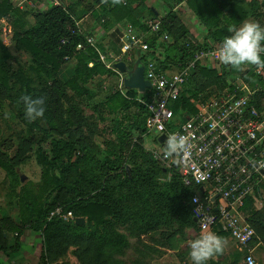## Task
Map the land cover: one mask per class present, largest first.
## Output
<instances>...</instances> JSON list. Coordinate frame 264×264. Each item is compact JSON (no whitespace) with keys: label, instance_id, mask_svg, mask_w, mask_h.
Returning a JSON list of instances; mask_svg holds the SVG:
<instances>
[{"label":"trees","instance_id":"16d2710c","mask_svg":"<svg viewBox=\"0 0 264 264\" xmlns=\"http://www.w3.org/2000/svg\"><path fill=\"white\" fill-rule=\"evenodd\" d=\"M141 1L124 0V3L115 5L113 15L125 19L131 27L149 32L146 24L138 22L139 14L135 8ZM252 2L190 0V7L198 14L202 25L208 28V39L198 43L184 28L173 31L170 24L173 16L168 15L160 20L157 33L144 38L143 42L151 50L147 56H154L158 40L167 35L170 40L163 46L161 57L153 58L161 71L182 67L200 50L216 47L230 36L229 26L237 27L247 17L254 19L256 1ZM84 13L73 3L67 6L53 4L43 12L35 13V22L30 25L26 21L30 11L14 7L10 0H0V20L12 18V24L19 28L12 36L15 48L31 55L32 62L27 71L37 75L41 84L40 88H35L32 77L22 69L9 72L11 53L0 39V95L10 102L16 116L32 134L36 161L41 167L38 191L34 193L23 187L18 197L19 225L6 217L0 220V253L16 252L21 244L20 236L30 230L41 236L39 264H67L63 259L70 248L78 264H117L113 254L122 255L128 246L126 237L117 227H136L143 234H151L175 223L179 227L196 230L190 204L194 190L181 182L174 167L175 161L168 169L154 161L149 153L143 152L141 143L142 137L147 135L145 122L148 112L136 101L140 96L136 90L125 89L123 94L116 87L99 104L112 117L108 132L115 137V142L104 143L98 150L81 133V125L77 121L80 111L70 101L76 98L97 112L98 104L91 103L96 98L91 85L95 80L117 77V73L107 69L87 44L88 35L77 24ZM96 15L95 12L91 16ZM147 56L133 47L120 60L127 62L129 58L127 63L131 65L136 59L144 61ZM68 60L74 61L72 75L62 81L57 74ZM252 69L253 66L248 65L240 70L224 65L220 73L213 64L196 65L178 99L170 104L173 123H183L195 114L192 101L233 89L237 79L250 86V78L256 76ZM256 78L264 87V77ZM257 90L255 97L259 100L264 96V89ZM149 93L147 90L144 96ZM23 95L45 98V113L40 118L44 126L37 120L29 122L25 118L24 104L20 102ZM72 110L73 120L70 118ZM55 112L64 114L67 125L63 132ZM172 127L175 126L172 124ZM133 134H136L137 144L131 143ZM44 144H48L47 151L43 149ZM11 165L10 161L0 158V167L4 170L10 172ZM160 174H167L168 181L159 183L157 177ZM252 206L248 199L243 209L250 223L248 209L251 210ZM57 209L59 214H56ZM62 216L74 220L64 221ZM76 218H83L84 223L76 225ZM251 226L253 228L252 223ZM214 232L223 239L228 237L225 232ZM12 235H15L13 244Z\"/></svg>","mask_w":264,"mask_h":264},{"label":"built area","instance_id":"2783aa9c","mask_svg":"<svg viewBox=\"0 0 264 264\" xmlns=\"http://www.w3.org/2000/svg\"><path fill=\"white\" fill-rule=\"evenodd\" d=\"M25 1V0H24ZM148 30L157 33L158 22L149 23ZM131 29L128 26V31ZM163 40L168 36L163 35ZM87 44L97 53L99 60L107 69L117 73L118 88L124 94L123 76L112 66L116 60L107 59L96 47L91 38ZM222 42L212 48L200 50L192 60L182 67H173L176 72L169 74L161 71L151 52L142 39L130 37L124 41L122 54L138 47L144 59V77L151 84L147 97L140 94L136 101L148 112L145 122L147 135L157 138L164 134L178 132L190 138V154L166 155L164 151L149 150L151 158L165 168H171L175 161V170L185 187L194 190L190 204L196 223V230L201 235L205 231L219 230L243 249V264H256L253 251L249 248L255 239V231L243 212L245 202L255 198L264 181V101L256 99L259 90L250 89L239 83L233 89H226L210 94L203 100L192 101L196 112L183 123L176 124L170 104L176 101L181 89L196 69V65L208 63L218 67L221 64L217 50ZM264 59V54H261ZM127 62L130 59L127 58ZM91 67L92 64L90 63ZM257 77H264V70L257 71ZM173 126L175 127H172ZM158 143L165 146V140ZM59 209L56 214H59ZM64 221L74 220L62 216Z\"/></svg>","mask_w":264,"mask_h":264},{"label":"rangeland","instance_id":"374dc122","mask_svg":"<svg viewBox=\"0 0 264 264\" xmlns=\"http://www.w3.org/2000/svg\"><path fill=\"white\" fill-rule=\"evenodd\" d=\"M10 1L13 3L14 7H17L18 9H21L22 11H30V19L27 21L30 25L34 23V17L31 11L38 12L45 10L47 8V3H50V0H28L33 5V7H30L28 4H24L27 0ZM71 1L80 3V0ZM252 1H256L253 20L258 22L261 27H264V0H247L245 2L250 3ZM52 2H55V0ZM56 2L55 5L67 6V4H69V0H63L64 4L60 3L59 0ZM82 10L87 12L84 9ZM96 13L99 12L97 11ZM97 16L98 15H96V17ZM97 19L99 18L97 17ZM2 20H0V39L5 45H7V48L11 53V59L8 62L9 72L15 73L18 69L28 72L27 67L31 64L32 57L28 52L16 49L14 40L12 39L13 33H16L15 31L19 30V28L12 24V18L8 17ZM98 22L100 24L101 21ZM14 28L16 30H13ZM102 54L107 59L106 55L104 53ZM70 62L71 61L68 60L66 63L67 65L65 64L68 69H70V65H68ZM72 62L74 61L72 60ZM224 65L225 64L221 62L218 67L214 66V68L221 73L220 69ZM28 74L32 77L33 86L35 88H40L41 84L39 83L40 79H38V76L31 74L30 72H28ZM57 75L60 80L64 81L67 76V70L61 74V77L59 76V73ZM235 77L239 76L235 75ZM250 79V86L248 85L249 88L254 89V85L257 84L255 89H264V87L259 85L256 76ZM50 82L51 81L48 83ZM236 83L239 84L243 82L240 79H237ZM17 87H19L18 84ZM91 87L96 94V98L92 100L91 103L94 105L98 104L96 106L98 109L97 112H94L84 102L81 103L76 98H74V100L72 99L70 104L75 105L80 111L77 121H79L81 125V133L87 138L88 143L92 147L100 150L103 148L104 143L115 142V137L108 132L112 117L105 111L106 109L101 105L99 106V104H102L104 98L114 91L116 87L118 88V77H111L101 81L95 80ZM68 95L72 97V94L68 93ZM66 106L67 105L64 101V107ZM63 111H65V108ZM73 113L72 110L70 116L71 120H73L74 117ZM55 114L58 117L56 119L57 123L63 132L64 127L67 125L64 120V114H58L57 112H55ZM36 120L40 122V125L44 126V123L40 118ZM155 138L156 136L153 134L142 137L141 147L143 152L149 153V150L164 151V147L160 146ZM132 140V144H137L136 134H133ZM128 148L131 152L132 145ZM43 149L47 151L48 144H44ZM35 150L36 144L29 129L24 126L16 116L14 108L5 96L0 95V158L3 161H10L12 164L10 172L0 167V220L1 218L6 217L19 225L18 197L21 190L23 187H26L34 193L38 191L39 183L41 181V167L36 161ZM159 164L162 166L161 163ZM129 167L130 166H127V169H129ZM21 177L24 178L23 181L20 180ZM168 179L169 176L167 174H160L157 177L159 183L168 181ZM261 189L264 197V181L261 184ZM259 204L264 207V201H260ZM258 221L262 223L258 225L253 224L255 229V239L249 248H255L253 256L256 264H264V218ZM117 230L123 233L128 242V246L123 250L122 255L118 256V254H113V259L118 262L117 264H193L189 255L190 242L200 236L197 230H193L192 228H182L175 223L151 234H143L141 230L136 227L132 228L131 226L117 227ZM177 230H180L181 232L178 233ZM11 237V242L13 244L15 235H12ZM224 240L226 241L224 252L220 255L214 256L207 261V264L210 262L215 264H243V249L228 239V237ZM71 250L72 249L70 248L63 261L67 264H78L76 259L72 256Z\"/></svg>","mask_w":264,"mask_h":264},{"label":"crops","instance_id":"0c3cea01","mask_svg":"<svg viewBox=\"0 0 264 264\" xmlns=\"http://www.w3.org/2000/svg\"><path fill=\"white\" fill-rule=\"evenodd\" d=\"M52 1L53 0H50L49 4L47 3L46 5L47 8L57 3L56 2L57 0H55V2ZM59 1L60 3L64 4L63 0H59ZM216 1H221V0H216ZM222 1L226 3V1L230 2L233 0H222ZM68 3L69 4L73 3L78 7V9L80 10L84 9L87 11L82 15V18L78 21L77 24H79L80 27L85 30V32L88 35L87 38H91L94 41L96 47L106 55L107 60L121 61L120 59L121 56L123 55L122 54L123 43L124 41H128V39L131 36L144 40V38L147 35L154 34L149 30H148L149 32H143L142 30L131 27L128 21H126L125 19H121L120 16L116 17L115 15H113V9L115 5L111 4V0H109V3L106 4L102 3L101 0H80V3H76L75 1L69 0ZM24 4H28V6L33 7V5L28 0ZM133 7H135V5ZM135 9L139 14V18H138L139 23H142L144 25L146 24L147 26L149 23H154V22H158L160 24L161 19L170 15L173 16V19L170 20V24L173 26V31L176 30L178 31L181 28H184L198 43H203L206 39H208L207 38L208 28L202 25L200 18L197 16L198 14L194 12V10L190 7V0H143L141 1V4L138 5L137 8ZM43 11L44 10H42V12ZM97 11L99 12L97 13L98 15L97 17L99 19H97V17L95 16H91L92 14L94 15V13ZM31 13L32 15H34L37 12L33 11ZM29 19L30 17L28 15V17H26V21H28ZM245 20H253V18L247 17L243 21ZM98 21H101L100 24ZM241 23L238 24L237 27H239ZM33 24L34 23H32L31 25ZM128 26L131 27L129 31H128ZM13 30L16 29L14 28ZM168 40H170V38H168L167 40H163L162 37L158 40L155 46L156 48L154 49L156 54L161 55L162 48L168 42ZM136 49H138V47H136ZM69 61H71L70 64H68L70 65L69 66L70 69L66 67L67 65L66 64L63 65L59 71V76L61 77V74L63 72H66L67 70V76L64 81L69 79L70 76L72 75L74 62H72V60ZM135 61H133L132 63H134ZM166 72L172 74L176 72V69L171 67L166 69ZM262 99L264 101V96H262ZM250 200L252 201L253 206L251 207L252 208L251 210L248 209V214L251 216L250 219L252 225L253 224L258 225L262 223L258 220L264 218V209H263L264 207L259 204L260 201H264L261 185L258 195H256L255 198H252ZM253 212L256 213L251 215V213ZM228 239L230 238L228 237ZM19 241L21 242V244L16 252L6 253L8 255L0 253V264H39L40 262L39 257L42 248L40 234L32 233V231L26 230L20 236ZM250 249L253 251V253L255 252V248L252 249L250 247Z\"/></svg>","mask_w":264,"mask_h":264},{"label":"clouds","instance_id":"9594fccd","mask_svg":"<svg viewBox=\"0 0 264 264\" xmlns=\"http://www.w3.org/2000/svg\"><path fill=\"white\" fill-rule=\"evenodd\" d=\"M102 3H109V0H101ZM124 0H111L112 5H120ZM231 33L222 41L216 52L219 60L232 68L240 70L242 66H254L257 71L264 70V27L254 21L245 20L239 27L231 25L228 27ZM20 102L24 104L25 118L35 121L42 118L45 113V98L23 95ZM188 135L173 132L167 135L164 152L166 155H181L187 157L191 148ZM226 241L211 231L203 232L198 238L190 242V257L193 264H207V261L214 256L224 252Z\"/></svg>","mask_w":264,"mask_h":264},{"label":"water","instance_id":"95a60500","mask_svg":"<svg viewBox=\"0 0 264 264\" xmlns=\"http://www.w3.org/2000/svg\"><path fill=\"white\" fill-rule=\"evenodd\" d=\"M113 68L123 76V87L127 90H136L138 93L143 94L146 89H150L151 84L144 77V64L140 60H136L132 65H128L124 61H116L112 64ZM166 136L164 134L157 138L158 143H162ZM24 180L23 177L20 178ZM76 225L84 223L83 218L75 219Z\"/></svg>","mask_w":264,"mask_h":264}]
</instances>
